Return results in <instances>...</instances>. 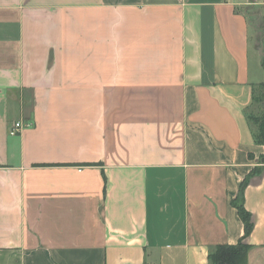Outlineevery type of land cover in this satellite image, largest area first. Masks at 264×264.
Listing matches in <instances>:
<instances>
[{
	"label": "crops",
	"instance_id": "obj_1",
	"mask_svg": "<svg viewBox=\"0 0 264 264\" xmlns=\"http://www.w3.org/2000/svg\"><path fill=\"white\" fill-rule=\"evenodd\" d=\"M263 26L264 0H0V264L235 245L230 203L264 154L246 121ZM244 208L264 264V175Z\"/></svg>",
	"mask_w": 264,
	"mask_h": 264
},
{
	"label": "trees",
	"instance_id": "obj_2",
	"mask_svg": "<svg viewBox=\"0 0 264 264\" xmlns=\"http://www.w3.org/2000/svg\"><path fill=\"white\" fill-rule=\"evenodd\" d=\"M261 38L263 43L261 67L264 72V31ZM246 121L254 143L264 147V83L259 85V94L253 95L251 108L246 112ZM260 175H264V154L259 159V166L254 168L241 182L236 198L230 203L243 224V237L235 245H219L211 248L207 254L208 264H247L250 246L243 241L251 233L253 224L250 214L244 208V190L253 177Z\"/></svg>",
	"mask_w": 264,
	"mask_h": 264
},
{
	"label": "rangeland",
	"instance_id": "obj_3",
	"mask_svg": "<svg viewBox=\"0 0 264 264\" xmlns=\"http://www.w3.org/2000/svg\"><path fill=\"white\" fill-rule=\"evenodd\" d=\"M253 20H254V18H253ZM256 20V22H255V26L256 27H258V28H261L262 27V22H261V20L258 18H256L255 19ZM257 65V64H256ZM262 72V71H261ZM263 75H264V73H262L261 74V77L263 78ZM263 83H264V81H263ZM262 83V84H263ZM259 94V86L256 88V90H255V96H257Z\"/></svg>",
	"mask_w": 264,
	"mask_h": 264
},
{
	"label": "built area",
	"instance_id": "obj_4",
	"mask_svg": "<svg viewBox=\"0 0 264 264\" xmlns=\"http://www.w3.org/2000/svg\"><path fill=\"white\" fill-rule=\"evenodd\" d=\"M12 133H16V132H19L21 130V125L19 123H15L13 126H12Z\"/></svg>",
	"mask_w": 264,
	"mask_h": 264
},
{
	"label": "water",
	"instance_id": "obj_5",
	"mask_svg": "<svg viewBox=\"0 0 264 264\" xmlns=\"http://www.w3.org/2000/svg\"><path fill=\"white\" fill-rule=\"evenodd\" d=\"M259 52H260V55L262 56V55H263V53H262V50H261V48H259Z\"/></svg>",
	"mask_w": 264,
	"mask_h": 264
}]
</instances>
